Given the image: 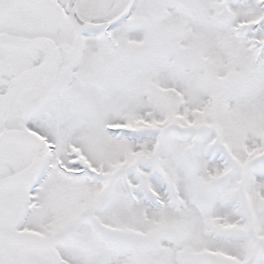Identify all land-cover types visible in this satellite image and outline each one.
Wrapping results in <instances>:
<instances>
[{
  "label": "snow or ice",
  "instance_id": "1",
  "mask_svg": "<svg viewBox=\"0 0 264 264\" xmlns=\"http://www.w3.org/2000/svg\"><path fill=\"white\" fill-rule=\"evenodd\" d=\"M0 264H264V0H0Z\"/></svg>",
  "mask_w": 264,
  "mask_h": 264
}]
</instances>
